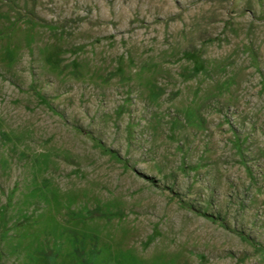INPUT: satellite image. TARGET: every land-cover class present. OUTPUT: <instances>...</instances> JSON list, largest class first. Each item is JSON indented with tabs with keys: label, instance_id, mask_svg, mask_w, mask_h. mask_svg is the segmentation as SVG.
<instances>
[{
	"label": "rangeland",
	"instance_id": "rangeland-1",
	"mask_svg": "<svg viewBox=\"0 0 264 264\" xmlns=\"http://www.w3.org/2000/svg\"><path fill=\"white\" fill-rule=\"evenodd\" d=\"M0 264H264V0H0Z\"/></svg>",
	"mask_w": 264,
	"mask_h": 264
}]
</instances>
